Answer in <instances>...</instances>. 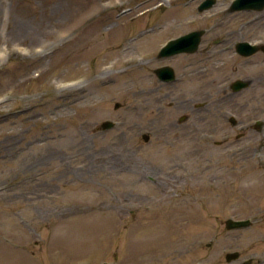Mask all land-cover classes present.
<instances>
[{"label": "rangeland", "instance_id": "rangeland-1", "mask_svg": "<svg viewBox=\"0 0 264 264\" xmlns=\"http://www.w3.org/2000/svg\"><path fill=\"white\" fill-rule=\"evenodd\" d=\"M200 1L0 0V264H264V54L157 56L209 25L264 39V9Z\"/></svg>", "mask_w": 264, "mask_h": 264}, {"label": "water", "instance_id": "water-1", "mask_svg": "<svg viewBox=\"0 0 264 264\" xmlns=\"http://www.w3.org/2000/svg\"><path fill=\"white\" fill-rule=\"evenodd\" d=\"M214 0H205L200 6V9H205L210 7L213 4ZM264 7V0H234L231 4L230 10H237V9H262ZM201 36V31H194L187 35L181 36L177 39L171 40L161 51L160 55H168L173 54L179 51H194L197 48ZM264 48V46H263ZM238 49L244 54H251L258 50V47L255 45L250 44L249 42H240L238 45ZM158 74L162 78L173 79L174 78V71L171 67H161L157 70ZM250 81L238 79L233 84L232 87L234 90H239L248 86ZM185 117L182 116L181 120ZM234 122L235 119L232 118ZM114 123L112 121H104L102 123L103 128H109L113 126ZM145 139H149V135H144ZM252 223L250 219H242L236 220L233 218H229L226 220V227L228 229L233 228H240L248 226ZM240 253L238 251H233L227 253L226 257L228 261L237 259Z\"/></svg>", "mask_w": 264, "mask_h": 264}, {"label": "flooded vegetation", "instance_id": "flooded-vegetation-1", "mask_svg": "<svg viewBox=\"0 0 264 264\" xmlns=\"http://www.w3.org/2000/svg\"><path fill=\"white\" fill-rule=\"evenodd\" d=\"M202 28L204 29V34L202 36L201 44H200L198 51L195 53H189V54H197V55L199 54L200 58H198V60L202 62V64H203L202 66H206L209 68L211 62H213V63H215L217 61H218V63L225 62L226 61L225 60L226 53L230 52V51L234 54L233 56L237 55V52H236L235 47H234V45L237 41L231 42V44L227 45L226 47H219L218 45H220V43H222V41L220 38L216 39V37H212L211 34L213 32V27H211V25H209V26L202 27ZM218 40H219V42L217 43L216 41H218ZM247 40H250L252 42H264L261 39H254V38H249ZM232 47L234 49H232ZM232 53H228V54H230V56H231ZM258 53L264 54V51L260 50ZM260 77L263 78L264 75H261ZM252 78H254V77L252 76ZM224 81H226V80H224ZM221 83L222 82L220 81V84ZM229 86L231 88V84ZM233 92H235V91H233ZM241 134L242 133H240L239 136H241Z\"/></svg>", "mask_w": 264, "mask_h": 264}, {"label": "bare ground", "instance_id": "bare-ground-1", "mask_svg": "<svg viewBox=\"0 0 264 264\" xmlns=\"http://www.w3.org/2000/svg\"><path fill=\"white\" fill-rule=\"evenodd\" d=\"M78 36V35H77ZM76 36V37H77ZM76 37H74V39L76 38ZM121 47V46H120ZM128 49L129 48H127V47H121L120 48V50L118 49V51H119V53H123V52H127L128 51ZM130 52V51H129ZM131 54H129V53H127L126 55H125V61L126 62H128L130 65H137L138 67H139V58L137 57V56H135L134 54H132V52H130ZM141 62H143V61H141ZM112 65H113V63H111ZM112 65H110V66H106L104 69H103V71L100 73V76H104V75H106L105 73H106V71H107V69L108 68H112ZM108 73H110V72H108ZM71 84V83H70ZM72 85V84H71ZM75 86V85H74ZM143 91H145V90H147V91H153L154 90V88L152 87V86H150V88L148 87V88H146V89H142ZM156 96V95H155ZM154 96V97H155ZM156 98V97H155ZM96 106H97V104H95ZM100 105V104H99Z\"/></svg>", "mask_w": 264, "mask_h": 264}]
</instances>
